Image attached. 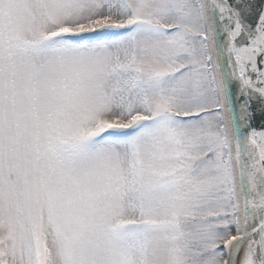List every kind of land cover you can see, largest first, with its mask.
<instances>
[{"label":"snow or ice","instance_id":"6c2138e0","mask_svg":"<svg viewBox=\"0 0 264 264\" xmlns=\"http://www.w3.org/2000/svg\"><path fill=\"white\" fill-rule=\"evenodd\" d=\"M0 264H264V0H0Z\"/></svg>","mask_w":264,"mask_h":264}]
</instances>
